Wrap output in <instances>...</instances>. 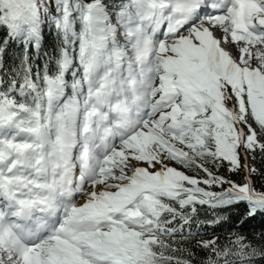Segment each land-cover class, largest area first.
Returning a JSON list of instances; mask_svg holds the SVG:
<instances>
[{"label":"snow or ice","instance_id":"1","mask_svg":"<svg viewBox=\"0 0 264 264\" xmlns=\"http://www.w3.org/2000/svg\"><path fill=\"white\" fill-rule=\"evenodd\" d=\"M0 33V264H264V0H0Z\"/></svg>","mask_w":264,"mask_h":264},{"label":"trees","instance_id":"2","mask_svg":"<svg viewBox=\"0 0 264 264\" xmlns=\"http://www.w3.org/2000/svg\"><path fill=\"white\" fill-rule=\"evenodd\" d=\"M0 36H2V33H0ZM55 42L52 39V36H48L47 37V41L44 42V45H46L48 47V52L51 53L50 51L52 50V45ZM14 49H16L18 51V46L13 45L12 46ZM44 51H42L40 53V59H36L35 54L33 56V59L35 61V64H39V65H43L44 63V55H43ZM11 55V53H10ZM211 167V166H210ZM251 167H254L257 169L256 174L252 175V182L254 187L257 190H264V155H261V153L259 151H257L255 153V159H253ZM213 171H215V168L212 169ZM220 171L223 173V175H226L229 177V179L235 180L237 182H243L244 180V172L240 171V172H229L228 171V165L225 162V164L219 169V173ZM235 212H240V206L235 207L234 208ZM237 220V219H236ZM229 226L224 227L221 230L217 231V235H220L221 238L223 239L226 234L229 231ZM239 231H241L242 233L248 235V237L251 239L254 233H259L261 231H264V220H262L260 217L258 218V222L256 224H254L253 226H242ZM208 233V232H207ZM211 233V232H209ZM205 238H210V235H205Z\"/></svg>","mask_w":264,"mask_h":264}]
</instances>
